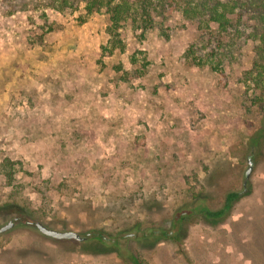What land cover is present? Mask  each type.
Here are the masks:
<instances>
[{
  "label": "rangeland",
  "instance_id": "obj_1",
  "mask_svg": "<svg viewBox=\"0 0 264 264\" xmlns=\"http://www.w3.org/2000/svg\"><path fill=\"white\" fill-rule=\"evenodd\" d=\"M71 1L0 0V226L21 220L0 235V264H264L252 42L189 66L204 40L180 11L101 0L85 16ZM230 192L223 220L200 214ZM29 222L90 236L54 240Z\"/></svg>",
  "mask_w": 264,
  "mask_h": 264
},
{
  "label": "trees",
  "instance_id": "obj_2",
  "mask_svg": "<svg viewBox=\"0 0 264 264\" xmlns=\"http://www.w3.org/2000/svg\"><path fill=\"white\" fill-rule=\"evenodd\" d=\"M79 1L81 0H72L69 6L76 9ZM156 1L158 17L165 18L168 12L180 11L186 20L198 23V30L201 31L204 44L189 46L183 56L184 64L199 66L204 58L213 61L221 55L225 59H232L240 55L241 49L246 43L252 42L254 59L252 68L247 72V75L256 76L253 88L264 94V0ZM60 2L65 7L67 0H60ZM84 2L85 16L100 12L101 0H85ZM68 7L66 6V8ZM118 8L120 7L114 6L109 9L110 20L114 25L118 24L120 18ZM85 16L78 17L80 24L85 23ZM209 24H214L216 29L211 30ZM202 29H206V32ZM212 70L222 72L217 67H213ZM255 145L259 144L256 142ZM240 196V193L230 192L226 195L220 209L216 211L202 209L200 214L208 221H221ZM132 264L142 263L133 260Z\"/></svg>",
  "mask_w": 264,
  "mask_h": 264
},
{
  "label": "water",
  "instance_id": "obj_3",
  "mask_svg": "<svg viewBox=\"0 0 264 264\" xmlns=\"http://www.w3.org/2000/svg\"><path fill=\"white\" fill-rule=\"evenodd\" d=\"M249 168L245 173V180L247 181L250 173H251V162L248 161ZM245 184V183H244ZM20 219H13L8 221L5 225L0 226V235L7 233L9 230L14 228L16 225L20 224ZM29 227L36 229L40 234L43 236L54 239V240H73L78 243L84 242L86 239L89 238L90 234L86 236H81L80 234L73 232V231H56L47 228L45 225L38 223V222H29Z\"/></svg>",
  "mask_w": 264,
  "mask_h": 264
}]
</instances>
